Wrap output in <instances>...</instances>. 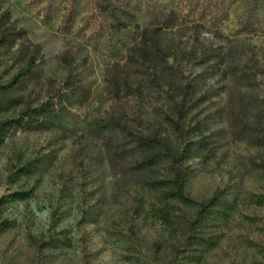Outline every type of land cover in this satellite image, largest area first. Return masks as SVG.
<instances>
[{
    "label": "rangeland",
    "instance_id": "rangeland-1",
    "mask_svg": "<svg viewBox=\"0 0 264 264\" xmlns=\"http://www.w3.org/2000/svg\"><path fill=\"white\" fill-rule=\"evenodd\" d=\"M2 1L42 44L46 75L89 83L91 96L55 127L0 143V264H264V0H228L218 27L201 18L208 0H157L191 13L164 43L219 54L184 64L198 102L184 117L163 95L110 92L128 64L116 34L107 41L100 0H54L50 24L49 0ZM8 72L0 66V84ZM19 114H0V130ZM156 133L171 143H138ZM217 194L223 204L203 209Z\"/></svg>",
    "mask_w": 264,
    "mask_h": 264
},
{
    "label": "trees",
    "instance_id": "trees-1",
    "mask_svg": "<svg viewBox=\"0 0 264 264\" xmlns=\"http://www.w3.org/2000/svg\"><path fill=\"white\" fill-rule=\"evenodd\" d=\"M44 0H41L42 3ZM228 0H208L201 18L211 26H219L228 18ZM43 22L50 24L59 14V4L49 0ZM100 15L108 22L112 43L116 34L121 45V54L128 64L127 75L119 73L109 78L110 92L114 97H145L159 94L174 103V111L184 117L196 104L191 103L194 88L186 78V62L207 63L219 56L214 46L187 49L182 42H163L162 35L182 28L190 12L183 5L169 6L157 0H100ZM142 18L144 21L142 22ZM77 19V10L70 8L63 14L64 32H69ZM193 21V20H192ZM131 35L126 42L119 34ZM119 35V36H118ZM65 65L71 64L69 52L62 55ZM10 74L5 84H0V114L20 108L17 118L2 122L0 143L9 132L19 129L44 130L55 127V118L73 115L72 104L91 96L90 84H75L67 78L59 80L46 75V57L40 42L32 40L27 29L13 19L10 9L0 0V66ZM47 98V99H46ZM160 133L143 136L138 140L149 150L171 143ZM223 204L222 196L215 195L203 201L202 208L208 211Z\"/></svg>",
    "mask_w": 264,
    "mask_h": 264
}]
</instances>
